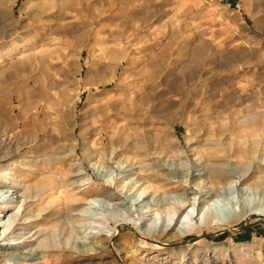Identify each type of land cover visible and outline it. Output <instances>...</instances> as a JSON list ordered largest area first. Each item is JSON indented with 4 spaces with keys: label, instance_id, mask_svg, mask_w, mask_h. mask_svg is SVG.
<instances>
[{
    "label": "rangeland",
    "instance_id": "1",
    "mask_svg": "<svg viewBox=\"0 0 264 264\" xmlns=\"http://www.w3.org/2000/svg\"><path fill=\"white\" fill-rule=\"evenodd\" d=\"M11 1L0 0V191L24 207L17 240L0 234V264H264L262 216L164 239L117 221L133 204L167 219L233 181L264 208V0H78L65 11L60 0ZM33 56L41 66L11 74ZM42 97L65 101L57 111L76 153L47 161L56 132L41 129ZM225 167L246 175L219 177ZM1 206L8 225L18 210ZM34 217V232L87 220L115 233L106 239L95 223L102 251L78 244L83 234L10 262L18 243L32 248L22 227Z\"/></svg>",
    "mask_w": 264,
    "mask_h": 264
},
{
    "label": "bare ground",
    "instance_id": "2",
    "mask_svg": "<svg viewBox=\"0 0 264 264\" xmlns=\"http://www.w3.org/2000/svg\"><path fill=\"white\" fill-rule=\"evenodd\" d=\"M33 1L34 0H28L27 4L31 5ZM48 1H50V0H48ZM54 1L52 2L53 5L55 4ZM60 1H61L60 7L64 11H65V9L70 7L71 4L73 5V4L79 3L78 0H60ZM76 1H77V3H75ZM58 2H56V3L59 4ZM37 3H35V4H37ZM41 3H40V5H41ZM35 4L33 5L34 7H35ZM3 5H4V3H3ZM78 5H80V3ZM29 6H27V7H29ZM37 7H38V5H37ZM47 7H49V6H47ZM29 10H31V12H32V8ZM35 10H37V9H35ZM49 12H51V11H49ZM262 12L264 13V8L262 9ZM42 23H44V22H42ZM14 33H12L10 36H12ZM2 36H4V35H2ZM25 58H27V57H25ZM31 60L37 61L36 62V63H38L37 67L41 66V59H38L37 56L29 57V59H26V61L15 65L12 68L11 74L14 77L19 76V75H16L17 72L20 74V72L22 70L26 71L30 65ZM31 65L33 66L34 64H31ZM35 68H36V66H35ZM29 78L30 77H28V79ZM38 81L39 80L36 79V77H35V78L30 79L29 84L30 85L38 84ZM4 82L2 83L3 85L6 84V82L5 83ZM25 84H26V82H25ZM98 84H100V82H98V81L92 82V81L87 80L85 82L86 86H90V85L95 86ZM37 89L39 91L41 90L40 87H38ZM19 98H20V96H19ZM63 98L65 99V96ZM40 105H44L43 119L41 121V124H42L41 129H43L45 132L47 130H50V129H52L53 131L56 132L55 145L53 147V152L48 157L47 161H53L54 159L58 158V155H60L62 153V151L64 152L65 150H68L70 154L76 153V147L74 144H72V142H73V141H71L72 139L70 140V139L65 138L63 136V130L66 128V126H65V124H66L65 123L66 122L65 121V115H59L58 111H57V106H61V107L63 106L64 107L66 105L65 101H60L57 99L56 102L52 103V102H48L45 97H42L40 100ZM40 105L38 107L36 106L37 110L39 109ZM68 111L69 112L68 113L66 112V114H68V116H71L72 115L71 110H68ZM27 113H29V112H27ZM53 113H54V116L51 117V114H53ZM36 115H37V113H36ZM28 117H30V116L28 115ZM36 122L34 119L30 118V119H27L26 125H27V127H31ZM242 124H244V122H242ZM34 126H36V124ZM28 132L30 134L32 131L28 130ZM238 137L239 138H250V137H252V135L243 134V135H239ZM262 140H264V134L260 135L257 139V141H258V142H256V146H257L256 149L257 150H260V148L262 146L261 145ZM241 173H242V171H241ZM217 174L219 175V177L236 175L238 178H240V180L243 179L246 175L244 172H243V174H239L237 172L236 168L235 169L234 168L229 169L228 167H225V169H219ZM220 179H222V178H220ZM109 184H111V183H109ZM233 187L236 188V191L238 190L241 192V194H244L243 198L241 197V200H237L235 198V191H234ZM149 189L150 188H146L142 191L141 194L143 197H145L147 195V192ZM250 192L251 191H250L249 187L240 188L237 181H233V183L227 187L221 186L218 189L214 188V189L205 190V191L202 190L201 196L204 198L203 199L204 201L202 202V204L194 203L191 206H188L181 211L175 212L173 215H171L167 219L162 218V216H158V215L153 216L152 214H148L149 212H147L145 210V208H139L133 204L129 208V215L127 213H121L120 215H118L117 221L121 225L122 224H127L129 226L132 225L134 227V229L138 232V235L141 239H148V238H154V237H156L158 239H162L164 236L166 237V235H169V232L172 230H175L177 232V235L187 236L188 234L195 232L196 230H199L203 227H212L214 229L213 231L216 230L218 232L224 231V230H226V227L234 225V224L242 221V219H248L249 217L255 216V215L264 217V208L257 207L256 201L253 198H251V196H250L251 195ZM8 193H10V188L7 191H0V207H2L1 205L7 204L11 208L18 210V213L13 214L12 216H9L8 225H7V223H6V225L4 224L3 226L0 225V230L2 229L0 234L4 236L3 242H6V241L12 242V241L17 240V238H16L17 234H16L15 228L17 227V223L19 222L18 221L19 217H20L19 213H20L21 209L24 207V205H18V204H16L15 200L9 198ZM6 194H7V196H4ZM22 198H23V200L26 199V197H24V196L22 197V195H21V199ZM0 214H1L0 220H2V218L6 217V211L1 210ZM35 217H37V216H35ZM36 220L38 221V220H40V218H35L34 220H31L28 224H26L27 226L22 227L26 230H29V234H33L32 238L34 240H33V243H30V244H32L31 245L32 248L27 249L24 247V244H26V241H23V245H22V243H18L17 247L21 250L18 249L16 252H12L11 254L9 253V255H10L9 261L10 262L19 263L20 261H37L38 259H40L39 253H40V249H42L43 246H49L50 244L59 245V243H60L59 241H61L62 238L68 242L71 241V239H75V238H76L75 240H78L79 239L78 237H80L83 234H85V236L81 237L78 240L79 241L78 244L80 243V245L82 247L89 246L90 249L92 248L96 252L102 251V249H100L96 245V242H94L92 240V237L89 236L90 234H92L93 229H95L93 227V224H95V223L103 226L101 229H99L98 235L105 236L106 239L111 240L112 237L114 236V233H115V229L108 227V224H106V223L104 224L103 222L101 223V222H97V221L90 222L87 220L83 223H74L72 221L70 224L65 225L64 227L62 226L61 229H58V228H54V229L53 228H47V229H45L44 228V229H37L34 232V228H32V227L34 225L33 222H35ZM30 227H31V229H30ZM26 236L27 235L24 234L21 236V238H25ZM141 243H142V245H145V246H148V245L152 246V247L155 246L153 244L147 243L146 241H141ZM152 243L158 245V243H156V242H152ZM35 244H37V245L34 247ZM9 245L10 244H8L5 247L2 246L3 250H6ZM22 247H24V248H22ZM113 249L116 251L115 247H113Z\"/></svg>",
    "mask_w": 264,
    "mask_h": 264
}]
</instances>
